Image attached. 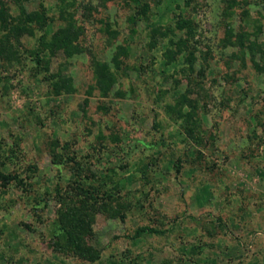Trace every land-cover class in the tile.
I'll list each match as a JSON object with an SVG mask.
<instances>
[{"label": "rangeland", "instance_id": "rangeland-1", "mask_svg": "<svg viewBox=\"0 0 264 264\" xmlns=\"http://www.w3.org/2000/svg\"><path fill=\"white\" fill-rule=\"evenodd\" d=\"M1 9L0 264H264V0Z\"/></svg>", "mask_w": 264, "mask_h": 264}, {"label": "trees", "instance_id": "trees-1", "mask_svg": "<svg viewBox=\"0 0 264 264\" xmlns=\"http://www.w3.org/2000/svg\"><path fill=\"white\" fill-rule=\"evenodd\" d=\"M4 10H0V21L5 22L4 18ZM82 187H86V189H82L76 186L78 189L79 195L83 196L79 202L80 207L72 206L66 209L63 214V218L60 220L63 223V232L57 235L58 239L66 241L70 247H75L74 250L81 257L88 260H97L98 256H95L93 250L88 247L82 246L79 242V233H90V214L92 207L88 204V200L95 199L98 194L102 192V190L107 185V176H102L100 183L98 185H94L92 183L86 182V180H80ZM89 209V212H88ZM165 230H157L147 226L139 227L135 230L131 239H138L142 236L146 235H163L165 234Z\"/></svg>", "mask_w": 264, "mask_h": 264}]
</instances>
